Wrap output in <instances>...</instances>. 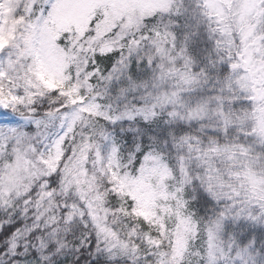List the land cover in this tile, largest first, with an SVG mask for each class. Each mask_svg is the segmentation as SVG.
<instances>
[{
	"label": "snow or ice",
	"instance_id": "1",
	"mask_svg": "<svg viewBox=\"0 0 264 264\" xmlns=\"http://www.w3.org/2000/svg\"><path fill=\"white\" fill-rule=\"evenodd\" d=\"M0 264H264V0H0Z\"/></svg>",
	"mask_w": 264,
	"mask_h": 264
}]
</instances>
